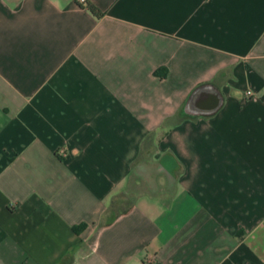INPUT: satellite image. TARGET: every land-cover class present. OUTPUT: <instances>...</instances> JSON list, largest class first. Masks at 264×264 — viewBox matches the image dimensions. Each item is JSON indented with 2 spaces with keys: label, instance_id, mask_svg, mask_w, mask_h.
<instances>
[{
  "label": "crops",
  "instance_id": "0c3cea01",
  "mask_svg": "<svg viewBox=\"0 0 264 264\" xmlns=\"http://www.w3.org/2000/svg\"><path fill=\"white\" fill-rule=\"evenodd\" d=\"M0 264H264V0H0Z\"/></svg>",
  "mask_w": 264,
  "mask_h": 264
},
{
  "label": "trees",
  "instance_id": "16d2710c",
  "mask_svg": "<svg viewBox=\"0 0 264 264\" xmlns=\"http://www.w3.org/2000/svg\"><path fill=\"white\" fill-rule=\"evenodd\" d=\"M81 6L86 8L97 19H100L104 16L103 12H101L98 8H96L93 4L88 1H84Z\"/></svg>",
  "mask_w": 264,
  "mask_h": 264
},
{
  "label": "built area",
  "instance_id": "2783aa9c",
  "mask_svg": "<svg viewBox=\"0 0 264 264\" xmlns=\"http://www.w3.org/2000/svg\"><path fill=\"white\" fill-rule=\"evenodd\" d=\"M245 95L247 96V97H252V94H251V92H249V91H247L246 93H245ZM254 98V97H253Z\"/></svg>",
  "mask_w": 264,
  "mask_h": 264
}]
</instances>
